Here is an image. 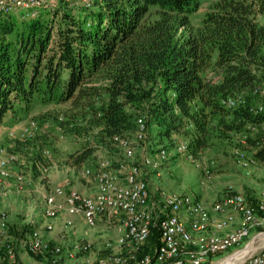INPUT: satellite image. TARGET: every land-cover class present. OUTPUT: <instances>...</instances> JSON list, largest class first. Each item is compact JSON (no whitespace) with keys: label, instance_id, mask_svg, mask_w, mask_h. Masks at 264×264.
<instances>
[{"label":"trees","instance_id":"1","mask_svg":"<svg viewBox=\"0 0 264 264\" xmlns=\"http://www.w3.org/2000/svg\"><path fill=\"white\" fill-rule=\"evenodd\" d=\"M202 4L91 0L86 7L60 0L35 17L0 13V127L27 120L37 105L51 106L32 117L85 140L64 152L45 130L6 134L33 176L64 155L70 166L97 167L96 149L115 148L114 135L136 131L141 117L148 154L175 152L181 134L187 154L234 146L250 154L251 165L264 162V109L257 110L264 105V0H211L195 24ZM240 95L243 102L226 103ZM5 223L18 258V241L35 228ZM159 244L156 220L136 256L154 255Z\"/></svg>","mask_w":264,"mask_h":264},{"label":"built area","instance_id":"2","mask_svg":"<svg viewBox=\"0 0 264 264\" xmlns=\"http://www.w3.org/2000/svg\"><path fill=\"white\" fill-rule=\"evenodd\" d=\"M67 1L81 2L86 7L91 4V0ZM48 3V0H0V13L35 17L41 8L49 7ZM261 92L264 93V89ZM243 99L240 95L238 98H228L226 103L235 106L237 102H243ZM263 109L264 105L260 104L257 110ZM46 124L40 125L36 119L30 117L19 130L6 127L4 131L9 137L28 138L43 131ZM262 129L264 131V122ZM145 133L146 124L141 117L138 119L136 139H143ZM113 140L124 154V159L117 163V167H112L110 159H102L97 167H86L81 172L82 178L95 186L93 194L83 193L64 183L45 193L42 201V205H45L44 215L54 219L43 222L42 226L47 231L54 230L55 219L59 217L63 219L66 233L76 227V216L82 217L88 229L95 228L101 221L109 226H117V236L105 240L102 246L109 252L95 258L86 257L83 264H211L212 256H221L231 248L241 245L253 228L264 230V191H261L255 202L242 193L226 192L210 206L188 193L163 189L159 190L158 196H152L142 167L132 160L133 142L123 135H114ZM174 151L188 153V143L179 142ZM44 153L50 152L45 149ZM168 154L167 150L160 148L156 154L144 156L142 164L157 167ZM239 154L244 167L253 163L242 152ZM189 156L192 157L191 154ZM15 159V154L0 148V189L11 178L20 188L30 183L24 174L10 172L7 164ZM193 161L203 168L207 179L213 176L212 159L202 162L195 158ZM156 220L160 230V244L154 255L146 254L139 258L136 252L147 240L151 225ZM233 224L236 226L231 231L222 232ZM1 230L7 240L5 246L8 257L3 264H26L17 258L5 222L1 223ZM66 233L60 234L59 241L52 244L44 238L41 229L35 228L18 241V246L32 254L49 253L50 264H63V257L74 259L78 253L92 248L91 241L74 243L72 240L71 248L64 251L63 243L67 236L69 238ZM245 264H264V247L249 255Z\"/></svg>","mask_w":264,"mask_h":264},{"label":"rangeland","instance_id":"3","mask_svg":"<svg viewBox=\"0 0 264 264\" xmlns=\"http://www.w3.org/2000/svg\"><path fill=\"white\" fill-rule=\"evenodd\" d=\"M48 1L50 8L58 5V2H60V0ZM210 2L211 0H203L199 11L192 16L193 23L198 24L202 20ZM1 18L2 16L0 15V20ZM53 108L62 109L64 105L53 106ZM50 109L51 106L37 105L31 110L29 117L41 116ZM24 121L21 120L11 127L19 130ZM4 130L6 128H0V148H5L9 153L13 151L15 152L13 154L16 155V159L7 164L8 168L12 174L22 172L30 183L24 188H20L16 181L11 178L6 180L0 189V246L5 244V237L2 235L1 230L2 222H7L9 225H15L17 227L31 224L32 229H41L44 238L54 244L56 241H59L60 238L58 237H60V234L66 232L63 223L56 225V221L53 231H47L42 226L44 221H54V219H49L44 215L45 205H42L43 197L45 193L51 191L56 185H62L67 181L71 182L73 188L84 192V189L90 182L82 178L81 172L88 166H82L80 168L73 167L65 163L64 159L66 155L63 157L58 156L53 157L50 165L42 167L43 169L39 176H33L34 173L23 165L25 159L20 157V153L14 149L13 142L8 139ZM44 130L48 141L54 142L64 152L74 151L80 147L82 142H85L84 138L77 139L71 137L69 134L66 135L62 129L58 128L56 124H52V122L46 124ZM125 136L133 142L134 156L132 160L142 167L143 176L148 182L152 196H158L159 190L164 189L179 193H188L198 198L203 195L212 204L226 192L242 193L252 200V198H258L261 191H264V162H257L248 167H244L241 163L242 157L239 154V148L237 147H210L201 151L196 156L192 154V157L187 153H176L171 150L166 158L161 159L157 167H153L142 164L143 157L149 155L148 152L151 148L149 135L145 133L143 139L137 140L136 131L134 130L126 133ZM184 139L181 134L176 135L177 142H180V140L182 142ZM156 147L154 148L156 149ZM243 152L246 156L247 153L245 151ZM247 152L251 153L250 151ZM236 155L239 159L236 158ZM95 156L96 162L102 159L112 160L113 167H116V164L124 159L122 150L116 144L115 148L103 147L96 149ZM247 156H250V154H247ZM195 158L202 162L209 160V158L215 160L216 165L213 169V176L210 179L206 178L203 169L193 161ZM205 204L207 203L205 202ZM59 219L62 218L59 217ZM74 231H76V227L66 233L68 235L71 234L74 243L88 240L92 242V248L87 252L78 253L75 257L76 260L63 257V264H83L82 258L99 256L102 252L106 251L105 249H101L103 241L106 239H114L118 233L115 224L96 227L92 230L86 227L80 233H77L76 236L73 233ZM66 239H68V236ZM72 244L70 245L67 241H64V251L70 249ZM262 247H264V230L253 228L250 235L241 245L231 248L229 251L221 254V256H216L215 258L212 256L213 260L211 264H245L249 255L260 250ZM3 256L0 253V264L4 262ZM32 261H36L37 264H50V254L47 252L36 253L33 255Z\"/></svg>","mask_w":264,"mask_h":264},{"label":"crops","instance_id":"4","mask_svg":"<svg viewBox=\"0 0 264 264\" xmlns=\"http://www.w3.org/2000/svg\"><path fill=\"white\" fill-rule=\"evenodd\" d=\"M8 126H10V124H8L7 122L6 123H4L3 124V126L2 127H8ZM66 184L68 183V185H70L71 186V182H65ZM6 189V188H5ZM95 190H96V188H95V186L93 185V184H91V183H88V185L86 186V188L84 189V192L83 193H86V194H93L94 192H95ZM205 196H203L202 195V197H200V199H202L204 202H206L207 204H211V203H209V201H207V199L206 198H204ZM256 197V196H255ZM256 199L257 198H252V201H256ZM62 218V217H61ZM75 219H76V231H74L73 233H74V235L76 236V234L77 233H80V231L82 230V229H84V228H86V225H85V223L83 222V219H82V217L81 216H76L75 217ZM62 220V221H61ZM56 221V225L57 224H59V223H63V219H56L55 220ZM43 224V223H42ZM105 223H103L102 221L101 222H99L98 223V225L96 226L97 228L98 227H100V226H103V227H105ZM236 224H233V225H231L230 227H228V228H226V229H224L223 230V232L225 233V232H228V231H231L233 228H234V226H235ZM95 227V228H96ZM88 229V228H87ZM92 230V229H91ZM255 232V231H254ZM59 238V237H58ZM57 238V239H58ZM54 239H56V238H54ZM73 239L71 238V234H69V238L67 239V240H65V242L67 241L68 242V244H70L71 243V241H72ZM107 240V239H106ZM105 241V240H104ZM104 241H103V243H104ZM57 242V241H56ZM55 242V243H56ZM103 243H102V246H103ZM101 246V247H102ZM101 249H103V248H101ZM33 255L34 254H32V253H28L27 251H24V250H22V249H20L19 250V252H18V258L20 259V260H22L23 262H25L26 264H37L36 263V261H32V258H33ZM98 256V255H97ZM97 256H93L94 258L95 257H97ZM66 258H67V256H65ZM75 259V258H74ZM84 259L85 258H82V261H84ZM67 260V259H66ZM76 260V259H75ZM39 264V263H38Z\"/></svg>","mask_w":264,"mask_h":264}]
</instances>
